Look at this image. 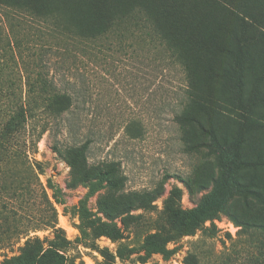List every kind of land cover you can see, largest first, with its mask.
Wrapping results in <instances>:
<instances>
[{
	"label": "rangeland",
	"instance_id": "rangeland-1",
	"mask_svg": "<svg viewBox=\"0 0 264 264\" xmlns=\"http://www.w3.org/2000/svg\"><path fill=\"white\" fill-rule=\"evenodd\" d=\"M0 17V240L14 243L0 251V264L5 255L19 254L18 246L25 241L21 218L27 213L49 215L52 206L69 256H79L85 264H102V256L86 244L94 239L84 237L82 215L124 230V238L117 241L105 235L95 239L100 247L116 255H126L135 247L131 257L145 255V237L157 231L156 219L172 188L181 190L184 210L197 206L213 188V157L207 151L187 152L175 120L185 88L181 67L169 62L162 47L153 50L145 40L136 42L128 34H116L96 46H66L38 19L16 16L9 20L3 7ZM199 75L202 87L208 86L202 69ZM41 78L73 96L71 109L59 117L45 109L38 101ZM23 108L30 110L26 127L13 135L10 125L20 129L18 114ZM131 121L141 127L138 138L126 133ZM43 128L47 130L36 149L33 142ZM87 140L90 163H121L126 190L160 188L164 181L163 192L149 209L133 211L143 214L140 226L124 229L120 216L107 218L99 201L108 184L73 179L70 164L56 150ZM24 145L30 148L29 161L20 153ZM25 196L30 202L27 208L23 206ZM229 212L247 223L239 225ZM256 214L241 201L230 199L224 210L205 222L209 230L175 238L167 243L168 252H155L147 262L133 264H187L191 260L197 264H264L255 228L248 226L257 221ZM34 234L54 237L51 229ZM117 262L121 263L119 257Z\"/></svg>",
	"mask_w": 264,
	"mask_h": 264
},
{
	"label": "trees",
	"instance_id": "trees-1",
	"mask_svg": "<svg viewBox=\"0 0 264 264\" xmlns=\"http://www.w3.org/2000/svg\"><path fill=\"white\" fill-rule=\"evenodd\" d=\"M0 7L9 20L23 16L42 21L66 46H96L121 34L138 39L136 42L145 40L153 50L162 47L169 62L178 64L184 74V96L175 120L187 152L207 151L213 157V188L190 210L181 208V190L172 188L156 219L157 231L145 237L146 254L137 257H131L135 247L126 255H116L97 245L95 239L103 235L114 241L124 238V230L82 215L81 231L86 239H94L86 244L102 256V264L145 263L155 252H168L169 241L194 236L202 228L209 230L205 222L224 210L230 199L256 210L257 221L248 226L255 228L264 252V0H0ZM1 22L0 17V41ZM199 69L206 73L208 86L199 82ZM38 83L37 91L43 93L38 101L54 117L71 109L74 98L70 93L45 78ZM18 116L20 129L10 125L13 135L26 127L30 110L23 108ZM46 130L43 128L34 140L36 149ZM141 132L137 121L126 126L132 138ZM89 148L87 140L56 150L70 164L73 179L108 184L99 201L107 218L120 216L124 229L140 226L143 214L133 211L149 209L163 192L164 181L160 188L126 190L127 176L121 163H90ZM20 153L29 161L28 146L24 145ZM29 203L25 196L23 206L27 208ZM229 215L241 226L247 223L233 212ZM21 226L25 241L18 246L19 254L5 255L1 264H85L81 257L66 253L67 239L53 206L46 216L27 213L21 218ZM212 227L216 225L212 223ZM46 229L52 230V239L31 235ZM13 246V242L0 240V251ZM187 264L197 263L191 260Z\"/></svg>",
	"mask_w": 264,
	"mask_h": 264
}]
</instances>
